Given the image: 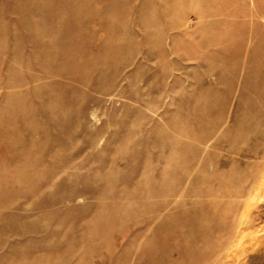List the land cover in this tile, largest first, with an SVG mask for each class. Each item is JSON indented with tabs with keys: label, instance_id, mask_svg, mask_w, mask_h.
<instances>
[{
	"label": "rangeland",
	"instance_id": "obj_1",
	"mask_svg": "<svg viewBox=\"0 0 264 264\" xmlns=\"http://www.w3.org/2000/svg\"><path fill=\"white\" fill-rule=\"evenodd\" d=\"M0 264H264V0H0Z\"/></svg>",
	"mask_w": 264,
	"mask_h": 264
}]
</instances>
